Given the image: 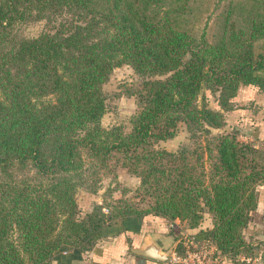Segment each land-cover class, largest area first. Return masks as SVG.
Instances as JSON below:
<instances>
[{
	"label": "trees",
	"instance_id": "trees-1",
	"mask_svg": "<svg viewBox=\"0 0 264 264\" xmlns=\"http://www.w3.org/2000/svg\"><path fill=\"white\" fill-rule=\"evenodd\" d=\"M44 21L25 37L18 28ZM128 65L137 110L127 131L104 127L102 85ZM241 86L264 95V0H0V264H49L87 251L129 216L196 227L233 263L251 257L243 230L264 183V147L231 133L194 149L160 141L225 124ZM205 92L217 93L218 109ZM110 166L139 179L146 205L116 199L80 216ZM244 256V257H245Z\"/></svg>",
	"mask_w": 264,
	"mask_h": 264
},
{
	"label": "rangeland",
	"instance_id": "rangeland-1",
	"mask_svg": "<svg viewBox=\"0 0 264 264\" xmlns=\"http://www.w3.org/2000/svg\"><path fill=\"white\" fill-rule=\"evenodd\" d=\"M44 27V21L42 20L31 21L22 24L18 28V32L25 37H33L41 32ZM138 81V76L128 65H120L112 69L107 81L102 85L105 104V111L100 120L102 126L121 125L125 131L128 130L129 118L137 110L135 97L129 94L130 91L128 89ZM216 95L217 93L205 92L208 106L215 110L218 109L215 101ZM232 99V106L234 108L228 113L225 124H222L220 127L209 128V133H195V135H191L186 131L183 124H179L176 135L171 139L160 141L158 146L168 151H176L182 147L194 149L199 143L203 145L204 139L211 140L216 135L232 133L236 140L240 142L248 143L257 148H263L264 95L254 87L240 85L236 95ZM138 183L139 179L129 173L125 168L110 166L109 171L107 170V172L105 171L100 175L94 194L87 193L84 188L77 190L75 199L80 209L79 215L82 216L85 210L87 212L90 211L94 204L103 205V212L106 213L107 209L105 204H110L116 199H125L134 205L144 207L146 200L141 201L139 196L136 195L135 189ZM207 214L204 213L203 218ZM208 216L210 218L209 214ZM163 219L168 225L174 221L167 220L166 218ZM248 225L249 222L242 234L245 242H247L246 229ZM239 256L245 255L242 254Z\"/></svg>",
	"mask_w": 264,
	"mask_h": 264
},
{
	"label": "crops",
	"instance_id": "crops-1",
	"mask_svg": "<svg viewBox=\"0 0 264 264\" xmlns=\"http://www.w3.org/2000/svg\"><path fill=\"white\" fill-rule=\"evenodd\" d=\"M264 184V183H263ZM264 186L258 188V199L251 214L246 239L254 246L249 258L264 264ZM169 226L158 216H129L105 225L99 239L87 251L63 248L55 252L49 264H161L149 257L133 253L140 246L149 249H173L180 245L182 236L205 237L211 225L208 214L196 227L189 228L184 222L174 220ZM222 264H235L225 257ZM250 264V263H243Z\"/></svg>",
	"mask_w": 264,
	"mask_h": 264
},
{
	"label": "built area",
	"instance_id": "built-area-1",
	"mask_svg": "<svg viewBox=\"0 0 264 264\" xmlns=\"http://www.w3.org/2000/svg\"><path fill=\"white\" fill-rule=\"evenodd\" d=\"M172 224H169L171 226ZM225 256L206 237L182 236L180 245L170 249L161 264H222ZM238 264H257L254 258L238 256Z\"/></svg>",
	"mask_w": 264,
	"mask_h": 264
},
{
	"label": "water",
	"instance_id": "water-1",
	"mask_svg": "<svg viewBox=\"0 0 264 264\" xmlns=\"http://www.w3.org/2000/svg\"><path fill=\"white\" fill-rule=\"evenodd\" d=\"M168 251L169 249L166 248L161 249L158 247V249H149L148 247H145V245H142L139 248H135L133 253L162 262L165 260Z\"/></svg>",
	"mask_w": 264,
	"mask_h": 264
}]
</instances>
